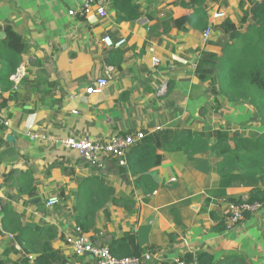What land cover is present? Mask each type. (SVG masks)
<instances>
[{
	"label": "crops",
	"instance_id": "obj_1",
	"mask_svg": "<svg viewBox=\"0 0 264 264\" xmlns=\"http://www.w3.org/2000/svg\"><path fill=\"white\" fill-rule=\"evenodd\" d=\"M188 1L134 0L141 16L118 21L114 3L108 15L101 17L96 8L71 15L70 10L80 9V0H0V40L7 26L23 37L20 65L11 76L15 99L0 110V116L10 121L9 126H0L4 139L0 202L9 200L25 225L53 227V247L60 257L56 264L95 262L91 255H76L67 243V236L76 233L78 226L73 210L77 195L90 188L94 176L112 185L118 199L133 204L127 208L109 203L110 217L104 211L98 213L86 232L93 243L108 244L134 231L141 247L156 248L153 252L161 261L154 264H175L179 257L199 256L200 252L216 259L239 255L264 264V207L226 229L228 201L213 196L220 181L211 169L214 155L187 160L182 153H167L163 163L152 169L159 188L145 196L128 168L117 171L121 165L115 159L85 162L74 149L28 136L34 131L107 141L115 134L137 130L153 133L166 128L222 126L246 135L263 132L257 111L250 105H232L220 97L221 106L213 112L211 84L202 82L195 72L200 52L221 54L231 41L215 27L225 18L214 19L213 14L224 11L226 18L241 26L252 0H207L213 22L208 40L189 24L172 26L171 18L194 12L192 5L181 4ZM106 36L126 42L110 46ZM154 58L160 60L157 66ZM102 77L108 80L102 91L88 93L87 87ZM10 94L4 93L6 97ZM26 173L33 176L34 195L18 185ZM250 191L248 187L227 189L238 200ZM53 195L61 203L47 206ZM172 210L180 215L181 228ZM0 239V264H30L11 237Z\"/></svg>",
	"mask_w": 264,
	"mask_h": 264
},
{
	"label": "trees",
	"instance_id": "obj_2",
	"mask_svg": "<svg viewBox=\"0 0 264 264\" xmlns=\"http://www.w3.org/2000/svg\"><path fill=\"white\" fill-rule=\"evenodd\" d=\"M207 0H191L181 3L192 5L194 12L180 18H171L172 26L184 28L187 24L195 30L204 33L209 27L210 19ZM118 11V21L136 20L141 16L140 5L134 0H115ZM230 36L231 41L223 48L221 54L202 51L198 55L195 72L202 82L211 84L212 102L218 111L224 97L232 105H250L257 111L258 118L264 126V2L251 4L244 12L241 26L230 18H225L215 26ZM5 37L0 40V110L14 100L11 80L20 65L19 48L23 37L12 26L5 28ZM120 66V65H118ZM11 91L9 97L5 92ZM1 117V116H0ZM0 118V126L5 128ZM4 139L0 137V146ZM167 153H182L185 159L191 160L198 155H214L211 167L219 174V186L213 196L224 201L240 202L235 196L228 195L229 187L251 188L250 202H260L264 205V131H251L248 135L240 129L229 126L205 128L197 130L190 127L166 128L147 135L136 143L127 154L126 166L134 178L135 185L145 196L159 188L152 169L163 163ZM25 174L18 185L30 195L36 193L33 186V176ZM94 183L88 190L80 191L73 206L76 222L84 233L92 229L93 221L98 213L104 211L107 217L109 203L122 204L129 208L131 200L118 199L115 188L107 184L100 176L93 177ZM80 180V184L83 183ZM31 186V189H30ZM149 200L144 198V202ZM209 200V199H207ZM174 220L182 227V220L176 210H172ZM247 213L246 215H248ZM0 236L8 235L20 246L25 254L34 255L37 264H56L60 258L53 247L54 229L52 226L32 228L24 224L23 216L16 212L9 200L0 206ZM225 223V222H224ZM225 225V224H224ZM226 227V226H225ZM117 257H141L146 251L156 248L141 247L134 231L124 233V236L108 243ZM192 258L191 254L183 257ZM201 264H255L251 259L239 255H230L216 259L207 252L199 253ZM30 263V260H29Z\"/></svg>",
	"mask_w": 264,
	"mask_h": 264
},
{
	"label": "built area",
	"instance_id": "obj_3",
	"mask_svg": "<svg viewBox=\"0 0 264 264\" xmlns=\"http://www.w3.org/2000/svg\"><path fill=\"white\" fill-rule=\"evenodd\" d=\"M115 0H80L81 6L78 10H70L71 15L80 14L84 15L93 8H96L97 13L101 17L108 15V7ZM264 0H252V3H261ZM214 19L226 18L224 11H218L212 16ZM209 27L203 33L204 40H208L212 33L213 22L210 21ZM105 42L110 46L119 47L123 45L126 40L121 39L119 41H113L111 37L106 36ZM160 60L153 59V65L157 66ZM108 80L105 77L97 79L94 83L89 85L86 89L88 93H99L103 87L107 84ZM6 126L10 125V121H2ZM147 132L144 130H137L127 134H115L107 141H96L89 136L77 138L75 136L68 137H55L52 135L30 131L28 136L32 140L49 141L51 143L59 144L67 148L75 149L79 151L80 158L85 162L99 163V160L103 157H108L118 161L119 165H126L127 154L130 149L139 141H141ZM239 202H229L226 204L224 222L227 230L232 229L235 225L240 223L247 213H255L260 211L264 205L260 202H250L249 196H243ZM238 200V199H236ZM61 203V199L57 195H53L47 201V206H55ZM76 233L67 236V243L76 255H91L95 262L93 264H154V262H160L161 257L158 253L153 251H146L141 257L128 256L117 257L114 255L112 248L109 244H95L89 238V236L83 232L81 227H76ZM1 240V239H0ZM30 260V264H37L34 255L27 254ZM175 264H201L199 256L194 255L190 260H186L183 257H179L175 260Z\"/></svg>",
	"mask_w": 264,
	"mask_h": 264
},
{
	"label": "rangeland",
	"instance_id": "obj_4",
	"mask_svg": "<svg viewBox=\"0 0 264 264\" xmlns=\"http://www.w3.org/2000/svg\"><path fill=\"white\" fill-rule=\"evenodd\" d=\"M212 94V93H211ZM212 97H213V94H212ZM223 99V98H222ZM210 101H211V107H213V112H215L216 113V110H215V104H214V102H212V98L210 99ZM230 104V103H229ZM256 118L258 119V117H257V115H256ZM251 122H252V124L254 123L253 122V119H251ZM222 127H224V126H222ZM74 152L76 153V155L77 156H79L80 157V154H79V151L78 150H75L74 149ZM0 205H1V202H0Z\"/></svg>",
	"mask_w": 264,
	"mask_h": 264
},
{
	"label": "water",
	"instance_id": "obj_5",
	"mask_svg": "<svg viewBox=\"0 0 264 264\" xmlns=\"http://www.w3.org/2000/svg\"><path fill=\"white\" fill-rule=\"evenodd\" d=\"M5 35H2V37H4ZM119 173H123V172H126L127 171V167L125 165H121L118 170H117ZM98 245H101V244H98Z\"/></svg>",
	"mask_w": 264,
	"mask_h": 264
}]
</instances>
